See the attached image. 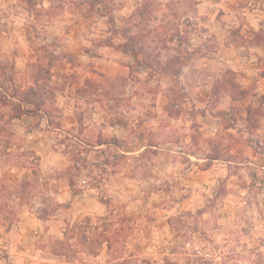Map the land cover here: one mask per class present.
I'll list each match as a JSON object with an SVG mask.
<instances>
[{
	"label": "rangeland",
	"instance_id": "1",
	"mask_svg": "<svg viewBox=\"0 0 264 264\" xmlns=\"http://www.w3.org/2000/svg\"><path fill=\"white\" fill-rule=\"evenodd\" d=\"M263 4L0 0V264H264V177L248 167L238 180L196 185L187 156L172 152L187 150L190 132L210 154L234 147L239 160L247 144L264 150V137L246 133L262 124V100L233 110L241 132L223 147L190 123L203 109L198 80L181 78L186 65L198 77L201 57L228 41L264 45V28L248 21ZM209 14L228 24L227 40L206 27ZM139 32L144 54H121ZM173 56L174 72L154 64ZM229 81L239 85V74L211 79L212 107L237 91ZM40 100L48 111L14 118Z\"/></svg>",
	"mask_w": 264,
	"mask_h": 264
},
{
	"label": "crops",
	"instance_id": "2",
	"mask_svg": "<svg viewBox=\"0 0 264 264\" xmlns=\"http://www.w3.org/2000/svg\"><path fill=\"white\" fill-rule=\"evenodd\" d=\"M251 14V15H250ZM214 14H209L208 22L206 27L209 28L215 36L222 41L227 40L225 33L228 24H223L220 20L212 18ZM249 24L256 28H264V4L263 7L255 6L249 10ZM252 16V17H251ZM245 46L236 44L235 42L224 43L218 49L215 55L209 56L204 55L201 58L205 61L202 70H199V76L197 77L196 70H193L192 65H186L183 67L181 78L184 79L185 84L187 82H192L195 79V98H197L202 104L203 109L201 113L197 115L196 118L192 116L190 123L196 125L205 136H212L214 133L220 137L219 139L223 141V147L227 145L232 135L238 134L241 118L235 119L232 117L233 110L239 109L240 114L247 113V107L255 102L257 99L263 101L261 105L264 107V60L262 59L264 55V45L263 43H254L249 46V50H245ZM121 54H128L126 52ZM190 69V70H188ZM230 69V70H227ZM231 71L235 74H239V85L242 89L250 92L247 97L243 99H236L233 94L224 91L220 94L216 102V106H211L212 101V89L213 84L211 79L214 75H223L225 72ZM201 77V78H200ZM203 78V79H202ZM167 91V90H166ZM200 95H203L200 96ZM166 99H168L167 93H165L163 100L161 97V103L157 105L160 110L166 105ZM242 107V109H241ZM25 117V116H24ZM23 117V119H24ZM33 117V116H31ZM181 115L176 121L182 120ZM45 124V123H44ZM246 133L251 137H264V117L262 118V124L257 127L255 134L250 130H246ZM186 142L189 144L187 150L186 147H180V150H172L175 155H186V163H182L187 167V173L191 177L192 181L196 185L203 186L204 182L208 180H216L217 177L223 175L228 178V181H232L238 178V173L236 171L244 170L251 167L255 170L260 177H264V150L261 146H254L247 144L243 154V159L236 157V148L226 147L222 149V154H226L231 157H210L208 154L210 150L207 148L197 149L195 140L192 133L187 135ZM228 148V149H227ZM239 153V152H238ZM174 169L181 166L178 161L170 163ZM238 180V179H237ZM192 184L187 185V187L192 185V189L189 192H195L197 188ZM230 195V194H229ZM233 195V194H232ZM192 197H185L177 203L187 204ZM233 199V198H232ZM186 207V205H185Z\"/></svg>",
	"mask_w": 264,
	"mask_h": 264
},
{
	"label": "trees",
	"instance_id": "3",
	"mask_svg": "<svg viewBox=\"0 0 264 264\" xmlns=\"http://www.w3.org/2000/svg\"><path fill=\"white\" fill-rule=\"evenodd\" d=\"M113 21H114V17L112 15H110L109 16V22H113ZM149 33H151V32L149 31L148 34ZM143 34H145V33H143ZM143 34H141L140 32L139 33H136V34H131V36L129 37V39H127L126 44L123 45V48H122L123 51L124 52L135 51V52H137L138 55L139 54H144V43L146 41V38H145V35H143ZM154 37H156V36H154ZM154 60H155L154 61V64H157L159 66H162V69H164V70H171V72H174V70H176L174 68V64L176 63V61L179 60V58L176 57V56H173L170 59H167V62H164L163 64H162L160 58H158V57L154 58ZM263 74H264V72H263ZM229 82H230V85H231V89L232 90H234L235 88L237 89V91L235 90L233 92L234 93L233 95H234V97L236 99H243V98L247 97V95L249 93L248 91L242 89L240 87V85H237V84H235L233 82L231 83V81H229ZM216 93L217 92L213 88L212 89V96H216ZM38 102L31 101V104H35V106H36L34 108L21 106L20 107V110L18 111V113L15 114L14 118H17L18 119V118L22 117L24 114L33 115V114L38 113L39 111H44L43 108H42V104L44 103V101H41L40 100ZM46 111H48V109H46L44 112H46ZM247 113H248V109H247ZM249 113H250V109H249ZM48 121H49V124H50V121H51L50 120V117H48ZM216 148L217 147H215V151L212 154L209 153L208 155L210 157H223L222 156V152L220 150H216ZM107 247H108V250H110L111 245L108 243V246Z\"/></svg>",
	"mask_w": 264,
	"mask_h": 264
},
{
	"label": "built area",
	"instance_id": "4",
	"mask_svg": "<svg viewBox=\"0 0 264 264\" xmlns=\"http://www.w3.org/2000/svg\"><path fill=\"white\" fill-rule=\"evenodd\" d=\"M198 254L204 255V253L201 250H197Z\"/></svg>",
	"mask_w": 264,
	"mask_h": 264
}]
</instances>
